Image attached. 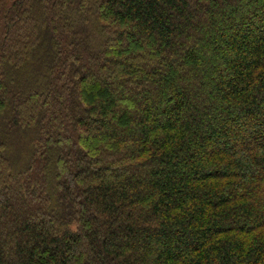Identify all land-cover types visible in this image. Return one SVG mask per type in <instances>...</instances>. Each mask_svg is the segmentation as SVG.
I'll list each match as a JSON object with an SVG mask.
<instances>
[{
  "label": "trees",
  "instance_id": "obj_1",
  "mask_svg": "<svg viewBox=\"0 0 264 264\" xmlns=\"http://www.w3.org/2000/svg\"><path fill=\"white\" fill-rule=\"evenodd\" d=\"M0 264H264V0H0Z\"/></svg>",
  "mask_w": 264,
  "mask_h": 264
}]
</instances>
